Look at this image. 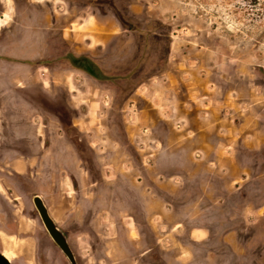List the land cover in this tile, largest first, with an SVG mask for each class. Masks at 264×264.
<instances>
[{"label":"rangeland","instance_id":"obj_1","mask_svg":"<svg viewBox=\"0 0 264 264\" xmlns=\"http://www.w3.org/2000/svg\"><path fill=\"white\" fill-rule=\"evenodd\" d=\"M8 3L0 252L71 264L38 195L77 264H264V0Z\"/></svg>","mask_w":264,"mask_h":264},{"label":"water","instance_id":"obj_2","mask_svg":"<svg viewBox=\"0 0 264 264\" xmlns=\"http://www.w3.org/2000/svg\"><path fill=\"white\" fill-rule=\"evenodd\" d=\"M33 203L54 243L66 255L71 264H77L76 257L69 245L67 235L63 232L62 229L58 227L55 220L51 217L49 209L42 197L38 195L35 196L33 198ZM0 264H12V262L4 255L3 252H0Z\"/></svg>","mask_w":264,"mask_h":264},{"label":"crops","instance_id":"obj_3","mask_svg":"<svg viewBox=\"0 0 264 264\" xmlns=\"http://www.w3.org/2000/svg\"><path fill=\"white\" fill-rule=\"evenodd\" d=\"M9 0H0V41L3 40L5 41L6 39L10 40L11 39V36H6L3 34V22L5 20V11L7 10V7L9 6V3H8ZM4 2V4H3ZM22 42L23 39H21ZM28 42V41H27ZM11 59H19V60H23L21 59L20 57H16V58H13V57H10L9 55H7L6 53H3V54H0V62L2 61H10ZM26 60H29V59H26ZM4 67L0 68V77H7L9 74H11V72H8L7 70L4 71L3 69ZM9 73V74H8ZM5 252H10L9 250H4L3 253ZM11 253V252H10Z\"/></svg>","mask_w":264,"mask_h":264},{"label":"trees","instance_id":"obj_4","mask_svg":"<svg viewBox=\"0 0 264 264\" xmlns=\"http://www.w3.org/2000/svg\"><path fill=\"white\" fill-rule=\"evenodd\" d=\"M71 63L76 68L85 71L89 75L97 78V79H106V77L102 74L99 67L89 58L87 57H69Z\"/></svg>","mask_w":264,"mask_h":264},{"label":"bare ground","instance_id":"obj_5","mask_svg":"<svg viewBox=\"0 0 264 264\" xmlns=\"http://www.w3.org/2000/svg\"><path fill=\"white\" fill-rule=\"evenodd\" d=\"M5 255L8 257L9 260H11V256H10L9 252L5 253Z\"/></svg>","mask_w":264,"mask_h":264},{"label":"flooded vegetation","instance_id":"obj_6","mask_svg":"<svg viewBox=\"0 0 264 264\" xmlns=\"http://www.w3.org/2000/svg\"><path fill=\"white\" fill-rule=\"evenodd\" d=\"M4 255H5V253H4ZM6 256V255H5ZM7 257V256H6ZM8 258V257H7ZM11 261V260H10Z\"/></svg>","mask_w":264,"mask_h":264}]
</instances>
